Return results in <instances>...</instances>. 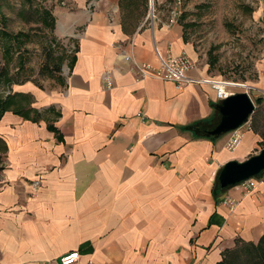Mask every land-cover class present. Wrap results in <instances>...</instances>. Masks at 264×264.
I'll list each match as a JSON object with an SVG mask.
<instances>
[{"label":"crops","instance_id":"1","mask_svg":"<svg viewBox=\"0 0 264 264\" xmlns=\"http://www.w3.org/2000/svg\"><path fill=\"white\" fill-rule=\"evenodd\" d=\"M158 14L144 0L53 12L57 37L75 39L64 73L13 81L0 119V264H62L71 251L74 264H220L263 242L264 187L214 188L224 163L264 147L262 132L244 124L234 150L233 132H195L219 120L212 84L136 79L123 57L156 65L157 45L189 55L192 77L220 79L216 57L202 65L185 25Z\"/></svg>","mask_w":264,"mask_h":264},{"label":"rangeland","instance_id":"2","mask_svg":"<svg viewBox=\"0 0 264 264\" xmlns=\"http://www.w3.org/2000/svg\"><path fill=\"white\" fill-rule=\"evenodd\" d=\"M83 1L0 0V48L7 42L2 36L4 33L13 37L23 33L19 39L21 46L9 36L13 44L9 69L14 81L25 78L60 81L68 51H74L75 39H59L47 23L50 21L47 12L53 15L56 9L78 10ZM144 1L149 20L158 17L160 8L168 16L175 8L181 11L178 21L185 25L202 65L209 67V62L216 57L215 64L209 67V75L235 81L237 87L241 82L247 84L246 88H232V91L250 94L256 108L247 124L257 127L264 135V0H153V7L151 0ZM3 66L0 49V68ZM12 83H0V101L8 95ZM259 97L263 98L260 103ZM1 167L0 154V170ZM248 251L253 254L249 255ZM259 254L256 248H243L230 256L229 264H259L256 262L262 259Z\"/></svg>","mask_w":264,"mask_h":264},{"label":"built area","instance_id":"3","mask_svg":"<svg viewBox=\"0 0 264 264\" xmlns=\"http://www.w3.org/2000/svg\"><path fill=\"white\" fill-rule=\"evenodd\" d=\"M151 7H153V0H151ZM180 14L181 11L175 8L172 11L170 22L177 21ZM155 52L158 59L156 65L147 62H141L130 53L123 54L124 59L131 63L130 71L136 76V79L157 78L165 81H172L180 88H183L186 85L194 82H207L212 84V86L216 89L217 98L219 100L224 99L228 95L234 93V91L228 89L226 84L224 85V89L221 88L222 82H227L224 79H205L192 77L190 75V71L195 68V61L189 55H176L171 52L164 53L157 45H155ZM102 78L106 88L113 87L114 83L112 70L109 69L104 71ZM239 129L240 128L232 131L233 134L227 142V146L231 150H234L239 145L243 136V133L239 132ZM261 186L264 187V171L258 175L244 179L236 185V187H238V189H240L244 195L253 193ZM225 202L228 203L232 209H234L237 205V200L233 198H227ZM79 257V251H71L65 253L61 257V263L74 264L79 260Z\"/></svg>","mask_w":264,"mask_h":264},{"label":"water","instance_id":"4","mask_svg":"<svg viewBox=\"0 0 264 264\" xmlns=\"http://www.w3.org/2000/svg\"><path fill=\"white\" fill-rule=\"evenodd\" d=\"M219 111L218 122L205 127L200 123L194 125L195 132L206 136L219 138L220 136L237 130L248 123L254 113L256 104L246 91L234 92L214 105ZM264 171V148L245 160H229L222 165L218 181L223 189L235 187L240 181Z\"/></svg>","mask_w":264,"mask_h":264},{"label":"trees","instance_id":"5","mask_svg":"<svg viewBox=\"0 0 264 264\" xmlns=\"http://www.w3.org/2000/svg\"><path fill=\"white\" fill-rule=\"evenodd\" d=\"M47 14L50 16V21H47L48 24H50L49 26H51L52 28L55 27V17L53 15H51L50 13L47 12ZM23 35V33L18 32L14 37L12 35H10L9 33H4L2 36L3 38L7 39V42L4 43L3 47H1L0 49H2L3 52V59H4V66L2 68H0V83L2 82H7L10 83L11 81H14L11 77H10V60L12 58V49H13V44H11L9 42V36H11L15 41L18 42V45L21 46V42L19 41L20 36ZM22 61V60H21ZM21 63V62H19ZM20 69V67H19ZM13 97V98H12ZM14 97L15 96H10L7 95L6 97L1 98L0 101V119L2 118L4 112L11 106V104H14ZM263 98L259 97L257 99V101L260 103L262 102ZM217 111V110H216ZM217 113L219 114V118H220V113L219 111H217ZM214 138V137H211ZM1 139H0V144H1ZM216 191H224L226 189H223L218 181V176L217 179L215 181V186H214ZM256 249L258 250V252L260 253L259 255L261 256V260H257L256 262L259 264H264V240L262 243H260V245L258 247H256ZM249 255L253 254L250 251H248ZM253 257V256H252ZM227 261V260H226ZM226 261H222L220 264H227ZM229 264V262H228Z\"/></svg>","mask_w":264,"mask_h":264},{"label":"bare ground","instance_id":"6","mask_svg":"<svg viewBox=\"0 0 264 264\" xmlns=\"http://www.w3.org/2000/svg\"><path fill=\"white\" fill-rule=\"evenodd\" d=\"M226 81H227V82H222V84H221V85H222V86H221L222 89H224V85H225V84L227 85L228 89L231 90V91H232V88H246V87H247V84L242 83V82H241L242 85L239 86V87H237V86H238V85L236 86L237 82H235V81H230V80H226Z\"/></svg>","mask_w":264,"mask_h":264}]
</instances>
